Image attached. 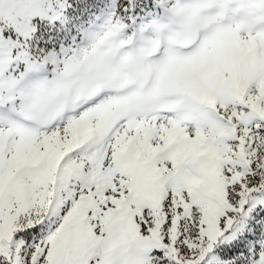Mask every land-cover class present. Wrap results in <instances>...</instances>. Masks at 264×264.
<instances>
[{
	"label": "snow or ice",
	"instance_id": "6c2138e0",
	"mask_svg": "<svg viewBox=\"0 0 264 264\" xmlns=\"http://www.w3.org/2000/svg\"><path fill=\"white\" fill-rule=\"evenodd\" d=\"M0 264H264V0H0Z\"/></svg>",
	"mask_w": 264,
	"mask_h": 264
}]
</instances>
